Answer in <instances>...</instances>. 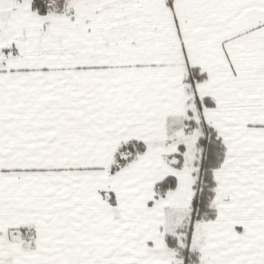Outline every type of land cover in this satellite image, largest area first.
<instances>
[{
	"label": "snow or ice",
	"instance_id": "obj_1",
	"mask_svg": "<svg viewBox=\"0 0 264 264\" xmlns=\"http://www.w3.org/2000/svg\"><path fill=\"white\" fill-rule=\"evenodd\" d=\"M0 264H264V0H0Z\"/></svg>",
	"mask_w": 264,
	"mask_h": 264
}]
</instances>
